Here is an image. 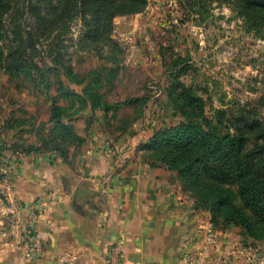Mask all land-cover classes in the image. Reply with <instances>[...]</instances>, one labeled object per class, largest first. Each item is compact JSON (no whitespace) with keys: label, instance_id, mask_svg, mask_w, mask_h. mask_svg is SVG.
Returning a JSON list of instances; mask_svg holds the SVG:
<instances>
[{"label":"rangeland","instance_id":"374dc122","mask_svg":"<svg viewBox=\"0 0 264 264\" xmlns=\"http://www.w3.org/2000/svg\"><path fill=\"white\" fill-rule=\"evenodd\" d=\"M190 4L147 0L142 12L114 17L110 42L97 46L81 40L79 18L59 40L61 31L33 45L22 28L33 21L19 16L12 25L6 19L5 36L0 37V152L39 148L43 137L50 147L68 142L66 155L74 158L82 136L94 124L87 121L91 102L107 140L153 136L184 121L169 97L170 88L177 92L180 86L201 98L205 114L231 132L233 121L242 116L264 129V29H249L250 22L225 1ZM13 52L32 58L41 69L40 79L33 81V72L14 69L11 59L7 63L5 56ZM52 104L59 106V123L70 125L73 137L49 142V136L56 135L53 126L58 127ZM147 141L137 145V155L150 165L156 153ZM160 167L187 202L206 211L174 170ZM234 229L243 239L264 242L248 237L240 227Z\"/></svg>","mask_w":264,"mask_h":264},{"label":"crops","instance_id":"0c3cea01","mask_svg":"<svg viewBox=\"0 0 264 264\" xmlns=\"http://www.w3.org/2000/svg\"><path fill=\"white\" fill-rule=\"evenodd\" d=\"M87 108L94 124L87 122L74 158L0 152V179L7 164L13 170L10 190L0 181V264H60L67 256L72 264H112L113 245L122 250L119 264H264V242L214 227L164 168L137 155L150 134L107 140L100 115ZM45 195L49 205L38 211Z\"/></svg>","mask_w":264,"mask_h":264},{"label":"trees","instance_id":"16d2710c","mask_svg":"<svg viewBox=\"0 0 264 264\" xmlns=\"http://www.w3.org/2000/svg\"><path fill=\"white\" fill-rule=\"evenodd\" d=\"M191 1L203 7L207 0H184V4L191 7ZM219 1L233 5L244 22H250L249 29L256 32L264 29V0ZM146 5L147 0H0V37L5 36L2 29L6 19L13 25L19 16H25L33 21L32 26L22 27L29 34V45L61 31L56 36L59 40L63 33H69L70 23L79 18L84 29L81 40L97 46L110 42L114 17L140 13ZM10 59L14 69L23 71L22 74L33 72V81L40 79L39 65L35 66L24 52L7 54V63ZM179 88L177 92L170 88L169 97L184 121L147 139L148 148L156 153L155 163L149 166L161 164L167 170H174L183 186L193 192L209 213L214 227L221 230L240 227L248 237L264 241L263 126L242 116L233 121L235 128L231 132L229 126H222L205 114L201 98L191 94L190 89ZM87 106L95 111L96 104L91 102ZM51 110L58 119L55 123L58 127L53 126L51 133L56 131V135L51 134L49 142L65 135L67 139L73 137L72 127L59 123V106L52 104ZM40 142L41 147H30L24 153L50 151L67 159L68 142L63 147L47 146L43 137Z\"/></svg>","mask_w":264,"mask_h":264},{"label":"built area","instance_id":"2783aa9c","mask_svg":"<svg viewBox=\"0 0 264 264\" xmlns=\"http://www.w3.org/2000/svg\"><path fill=\"white\" fill-rule=\"evenodd\" d=\"M6 167H7V172L2 176L0 181H5L4 183L6 185V189L10 190L11 185H10L9 181L12 178L13 170L10 168V164H7ZM49 202H50V197L45 195V196L39 198L38 200H36L35 205L37 206L38 211H42L43 209H45L49 205ZM16 205L18 206V208L22 207L20 204H16ZM17 221H18V219H15L14 223L17 224L18 223ZM210 239L211 238H208V240H210ZM122 257H123L122 256V250H121L120 246L119 245H113L111 247V250H110L109 262L112 264H119L122 260ZM60 264H72V258H70L69 256L63 257L61 259Z\"/></svg>","mask_w":264,"mask_h":264}]
</instances>
